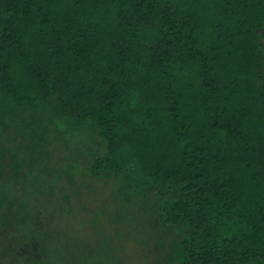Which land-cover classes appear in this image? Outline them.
<instances>
[{
	"label": "trees",
	"instance_id": "1",
	"mask_svg": "<svg viewBox=\"0 0 264 264\" xmlns=\"http://www.w3.org/2000/svg\"><path fill=\"white\" fill-rule=\"evenodd\" d=\"M94 182L163 264H264V0H0V264Z\"/></svg>",
	"mask_w": 264,
	"mask_h": 264
},
{
	"label": "rangeland",
	"instance_id": "2",
	"mask_svg": "<svg viewBox=\"0 0 264 264\" xmlns=\"http://www.w3.org/2000/svg\"><path fill=\"white\" fill-rule=\"evenodd\" d=\"M94 183L96 184L89 187L91 193L88 194V200L92 204L83 210L67 206L65 212L61 214L60 206L55 202L57 197L44 196L39 205L44 219V228L40 231L43 233L38 238L28 236L21 245V248L32 257L31 262L163 264L158 251L154 248L157 246L155 238L149 234L152 232L149 229L152 218L150 209L145 205L135 206L122 202L117 204L119 202L117 199L109 198L111 193L109 187L105 188L99 182ZM57 194L60 195L61 191ZM98 211L100 214H97ZM49 213L55 216L49 217ZM95 220L98 223H95ZM93 226L96 230L90 229ZM74 233L78 234L82 242L78 239V243L75 242L71 236ZM73 253L79 258L72 257Z\"/></svg>",
	"mask_w": 264,
	"mask_h": 264
}]
</instances>
